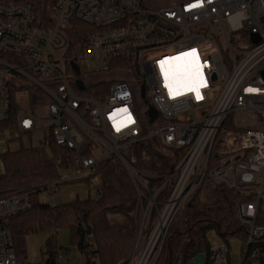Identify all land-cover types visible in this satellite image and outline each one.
<instances>
[{
	"label": "built area",
	"instance_id": "built-area-1",
	"mask_svg": "<svg viewBox=\"0 0 264 264\" xmlns=\"http://www.w3.org/2000/svg\"><path fill=\"white\" fill-rule=\"evenodd\" d=\"M41 4L38 12L34 1L0 0V122L10 118L11 85L24 88L23 80H31L40 87L39 99H48L46 116L20 112L19 130L28 134L47 125L65 155L56 180L0 194V264H31L17 255L12 219L36 203L59 205L52 195L63 184L98 181V199L100 166L113 156L123 163L137 198L139 230L125 264H155L191 196L218 184L240 199L237 231L219 234V245L210 232L208 251L189 264H264V0H172L156 11L144 0ZM76 23L87 25L85 36L74 33ZM187 64L189 76L176 78L172 67ZM201 73L206 87L197 99L185 88L200 83ZM100 74L109 77L97 79ZM166 84L183 94L170 95ZM119 124L126 126L117 131ZM145 142L169 156L166 174L138 167L136 156L124 154ZM46 194L52 198L40 201ZM234 237L241 240L238 263L230 253ZM55 252L53 258L62 260L66 251Z\"/></svg>",
	"mask_w": 264,
	"mask_h": 264
},
{
	"label": "trees",
	"instance_id": "trees-1",
	"mask_svg": "<svg viewBox=\"0 0 264 264\" xmlns=\"http://www.w3.org/2000/svg\"><path fill=\"white\" fill-rule=\"evenodd\" d=\"M29 1L36 3L38 12L43 11L41 1L44 0ZM75 26L74 33L80 38L85 36L86 32L84 33L83 29L87 28V25L76 23ZM89 30L92 31V28ZM82 39L85 43L86 38ZM1 56L12 60L11 56L3 54ZM11 87L10 118L0 122L1 136L6 131L10 132L11 136L20 131L18 120L21 107L16 92L22 88L16 85ZM37 98H39L37 95H33V101L37 102ZM40 100L48 101L46 97ZM148 112L149 110L144 111L145 114ZM16 139L21 140L19 137ZM145 143L135 145L134 156L138 160L137 166L148 165L160 173L162 170L155 162L153 147ZM42 144L41 147H26L22 144L15 151L9 148L2 153L4 172L0 175V194L17 190L32 191L59 177L61 165L58 162L64 158L65 150L54 143L49 129L45 131ZM126 159L131 161L128 157ZM99 171L102 193L98 199L91 197L85 200L76 199L55 207L36 203L32 211L12 219L10 229L13 232L18 257L25 259L24 238L27 234L38 228L49 229L65 225L71 229V242L86 254L85 264L127 262L139 230L134 215L136 190L118 157L113 156L103 161ZM86 183L89 184V181ZM207 192H211L213 197L203 200L201 196ZM239 203V197L224 184L215 187L204 186L191 196L171 225L155 264H189L198 254L208 251L207 238L210 232L215 231L218 235L224 236L233 235L238 228L236 208ZM53 243L54 237L51 236L47 239V244L52 259L57 247V244Z\"/></svg>",
	"mask_w": 264,
	"mask_h": 264
},
{
	"label": "rangeland",
	"instance_id": "rangeland-1",
	"mask_svg": "<svg viewBox=\"0 0 264 264\" xmlns=\"http://www.w3.org/2000/svg\"><path fill=\"white\" fill-rule=\"evenodd\" d=\"M144 2L148 7L152 6L150 9L156 11L160 8V4L164 6L170 5L172 0H144ZM108 77L109 75L107 74L97 75V79H107ZM44 83L47 84V82ZM22 84L24 88L18 89L16 92L17 101L25 106L28 109V112L31 111L33 114L39 116L40 118H44L46 116L45 107L48 102H43L39 99L41 96L40 87L37 85H33V82L27 79H24ZM30 90L32 91L30 92ZM33 95H37V97H39L37 98V102L33 101ZM135 98L137 99L138 108L140 110H143L145 101L142 98L141 92H136ZM148 126L152 125L148 124ZM46 127L47 125L41 126L38 130L33 131L30 135L22 131H17L15 136H11L10 132L8 131H6L5 134H2V136L0 135V175L4 172V162L3 159H1L2 153L7 151L9 148L11 150H15L16 146H21L22 144H24L26 147H41V141L43 140L45 131L47 130ZM18 137L21 139L20 141L16 139ZM145 145H149L150 147L154 145V149L152 150L155 162L158 163L160 169L162 170L160 171L161 174H166L170 166L169 156L164 154L161 148H159L157 145L155 146L153 142H146ZM135 149V146H131L124 150V154H126V156L128 157L134 156ZM217 163L218 161L215 163V165H217ZM147 167L149 169L157 171L148 165ZM97 183L98 181H91L89 185L87 183L63 184L60 185L59 193H56V195L52 196H58V202L60 205L73 202L76 199L85 200L89 197L93 198L95 196V185ZM206 194L207 198L213 197L211 192L204 193V196ZM52 196L48 194L40 195V201L46 202V200H50ZM60 229L61 231L58 232V234H56L54 226L49 229L38 228L37 230L27 234L24 238L26 244L25 259L31 264H47L48 262H54V264H82L81 251L71 242V229H69L65 225H61ZM51 236L54 237L53 244H57L58 249H63L66 251L62 260H58L56 258L52 259L50 257L47 239ZM209 239L212 243L218 245L222 244L223 242L221 236L216 232H211L209 235ZM240 247L241 240L237 237L232 238V242L230 243V253L233 262L235 261L236 263H238L241 260Z\"/></svg>",
	"mask_w": 264,
	"mask_h": 264
},
{
	"label": "snow or ice",
	"instance_id": "snow-or-ice-1",
	"mask_svg": "<svg viewBox=\"0 0 264 264\" xmlns=\"http://www.w3.org/2000/svg\"><path fill=\"white\" fill-rule=\"evenodd\" d=\"M185 55H189V54H185ZM190 55H193V56H194V55H195V50H193V52H192ZM173 59H179V58L177 57V58H173ZM182 71H184V70H182V69H178V70H177V74L179 75ZM200 76H201L200 83L196 84L195 86H187V87L185 88V90H186L187 92H194L195 95H196V97H197L198 99L202 98V97H201V94H200V88H201V87H206V84L203 82L202 73L200 74ZM165 79H166V80L168 79V74H167V73H165ZM166 87L168 88V90H169V94H170V95H182V94H183L182 91H180V90H176V89H173V87H172L171 85H169V84H166ZM248 91H254V90H253V89H249ZM123 111L126 112L127 110L125 109V110H123ZM126 119H127V121H128L129 123L132 122L130 116L127 117ZM122 126H126V124H119V125H117V129H116V130L119 131V130H120V127H122Z\"/></svg>",
	"mask_w": 264,
	"mask_h": 264
},
{
	"label": "bare ground",
	"instance_id": "bare-ground-1",
	"mask_svg": "<svg viewBox=\"0 0 264 264\" xmlns=\"http://www.w3.org/2000/svg\"><path fill=\"white\" fill-rule=\"evenodd\" d=\"M187 63V62H186ZM187 66H188V64H187ZM184 67V65L182 66V68H179L178 66H174V67H172V69H173V72H174V74L176 75V78H183V79H186L187 78V76H189V71H190V69L191 68H189V66L188 67ZM178 69H182V70H184V71H182L179 75L177 74V70Z\"/></svg>",
	"mask_w": 264,
	"mask_h": 264
},
{
	"label": "crops",
	"instance_id": "crops-1",
	"mask_svg": "<svg viewBox=\"0 0 264 264\" xmlns=\"http://www.w3.org/2000/svg\"><path fill=\"white\" fill-rule=\"evenodd\" d=\"M20 107H21V112L22 111H24V112H27V113H30V111L28 112V109L25 107V106H23L22 104H20ZM47 129V128H46ZM47 131V130H46ZM43 140H44V138H43ZM43 140L41 141V142H43ZM42 144V143H41ZM20 147V145H18V146H16V149H18ZM15 149V150H16ZM14 150V151H15Z\"/></svg>",
	"mask_w": 264,
	"mask_h": 264
},
{
	"label": "water",
	"instance_id": "water-1",
	"mask_svg": "<svg viewBox=\"0 0 264 264\" xmlns=\"http://www.w3.org/2000/svg\"><path fill=\"white\" fill-rule=\"evenodd\" d=\"M77 84L79 85L80 90H82V91L85 90V88H84V86L81 84V82L78 81ZM156 118H157V114L154 115V117L151 119L150 122H153Z\"/></svg>",
	"mask_w": 264,
	"mask_h": 264
},
{
	"label": "clouds",
	"instance_id": "clouds-1",
	"mask_svg": "<svg viewBox=\"0 0 264 264\" xmlns=\"http://www.w3.org/2000/svg\"><path fill=\"white\" fill-rule=\"evenodd\" d=\"M198 99V98H197Z\"/></svg>",
	"mask_w": 264,
	"mask_h": 264
}]
</instances>
